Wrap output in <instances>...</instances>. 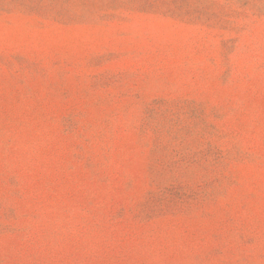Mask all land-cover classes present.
Returning a JSON list of instances; mask_svg holds the SVG:
<instances>
[{"label": "rangeland", "instance_id": "rangeland-1", "mask_svg": "<svg viewBox=\"0 0 264 264\" xmlns=\"http://www.w3.org/2000/svg\"><path fill=\"white\" fill-rule=\"evenodd\" d=\"M0 264H264V0H0Z\"/></svg>", "mask_w": 264, "mask_h": 264}]
</instances>
